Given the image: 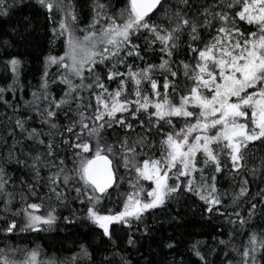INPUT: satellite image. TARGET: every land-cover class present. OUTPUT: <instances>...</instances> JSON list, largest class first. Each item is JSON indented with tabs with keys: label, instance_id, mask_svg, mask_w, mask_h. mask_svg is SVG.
<instances>
[{
	"label": "snow or ice",
	"instance_id": "1",
	"mask_svg": "<svg viewBox=\"0 0 264 264\" xmlns=\"http://www.w3.org/2000/svg\"><path fill=\"white\" fill-rule=\"evenodd\" d=\"M20 5L44 10L50 43L63 38V54L49 51L43 56L39 89L31 101H24L26 112L21 113L4 94L15 93L25 61L21 54L7 52L14 41L0 38L8 57L3 63L13 80L0 87V101L12 109V115L0 113V212L5 224L0 233L17 232V219L9 216H22L19 232L50 231L60 219L68 226L79 221L97 231L106 246L96 259L81 244L59 264H132L116 238L118 231L137 253L145 237L161 251L171 250L175 255L165 264H215L212 257L220 255L215 245L229 249L245 226L257 227L250 222L258 212L264 218V188L257 186L252 195L249 185L257 179L264 184V0H126L121 8L113 0H93L84 27H78L73 0H0V17L22 12ZM157 13L166 23L157 22ZM38 28V22L25 16L11 35L27 41ZM144 32V48L155 51L158 44L161 59L139 68L128 60L144 61L141 45L133 43ZM182 37L187 38V61L174 59L185 43ZM157 70L162 84L154 76ZM105 80L117 87L110 89ZM57 83L64 86L59 99L50 91V84ZM169 90L178 92V102ZM34 119L39 127L30 126ZM174 120L183 124L177 127ZM13 165L27 170L18 183L9 171ZM121 169L131 191L120 194L119 210L105 209L111 192L125 181ZM45 171L46 176L41 174ZM225 172L233 181L239 177L238 190L231 195L217 186ZM17 195L22 207L13 211ZM192 196L202 202V219L205 214L228 218L233 225L228 241L213 236L215 245L210 246L192 233L186 251L180 252L174 235H156L146 222V216ZM249 196L247 217L228 212L226 197L229 206L239 208ZM61 207L67 216L57 215ZM176 220L170 216L169 223ZM246 235L240 247L224 252L220 264H264V227ZM9 253H22L23 259H12ZM40 256L39 247L0 248V264H58ZM141 258L144 264H155Z\"/></svg>",
	"mask_w": 264,
	"mask_h": 264
},
{
	"label": "trees",
	"instance_id": "2",
	"mask_svg": "<svg viewBox=\"0 0 264 264\" xmlns=\"http://www.w3.org/2000/svg\"><path fill=\"white\" fill-rule=\"evenodd\" d=\"M9 3H11V0H8ZM30 2V0H25V3ZM73 3L75 5L78 17H79V24L78 27H84L91 18V6L93 3V0H73ZM113 3L116 5L117 8H121L124 6V3H126V0H113ZM20 8H23V11H13L10 17H0V38L14 41L15 44L13 47H10L7 49L8 53H11L13 55L15 54H21L22 59L25 61L24 66L20 72L19 75V82L18 87L13 92H6L4 94V99L12 102L14 105L20 106L21 113H25L26 110L23 108L24 101H31L32 100V93L34 91H38L40 83H41V75H42V61L43 56L47 55L49 51H51L53 54L56 55H62L63 54V47H62V41L63 38H60L59 40H56L53 43H50L52 41V36L50 31H46V25L47 28H50L51 25L47 24V21L45 19L44 10L40 9L39 11L36 10L35 7L33 8H24L23 5L19 6ZM25 16L31 17L33 23L39 24L38 30L28 38L27 41H20L18 37H13L11 35L12 28L16 27L19 24H22V21ZM157 16H160L161 19L157 22L160 23H166V21L163 20L162 13H157ZM55 19H60V14H56ZM154 20H156V17H153ZM246 29L249 31H255L254 26L244 25ZM148 34L146 32L141 33V36L139 39L134 40L133 43H139L142 47V54L144 56V61H140L139 59H129L128 63L132 64L134 63L137 67L143 68L145 67V63L149 64H159L161 59V54L159 53V45H155L153 51L152 49H146L144 48V37ZM186 37H182V40L185 41V43H181L180 48L178 49L179 55L174 57L176 60H189L190 54L186 51ZM7 54H5L4 49L0 48V87H5L9 84L13 83L12 80V74L10 70L6 69L3 61L7 59ZM173 68L175 69V65H173ZM120 71H126L124 67L120 68ZM50 73L52 74V78H55V75L57 74V69L55 66H53L50 69ZM155 78H157L160 83H163L162 74L159 70H157L154 73ZM179 80L181 82V85L183 83V75L181 70V75L179 77ZM105 83L108 84L110 89H115L117 87V83H110L107 80H105ZM63 85L57 84H50V91L59 99V97L62 95V89ZM148 85L145 84V88H147ZM161 91L163 89L161 88ZM85 95H87L85 93ZM169 96L173 100V102H178V92L173 93L171 90H169ZM0 113H7L8 115H12V109L6 108L2 101H0ZM34 115V114H33ZM62 123H65V121L61 120ZM174 123H177V127L181 126L183 124V121H175ZM33 127H39V121L38 119H34L33 123L30 125ZM167 130V129H166ZM111 135V134H110ZM157 141L160 139L159 136L154 137ZM158 155V153H157ZM256 164L259 163V161H255ZM253 166V162L249 163V167ZM10 172H13L15 177L17 178V183L19 181V177L26 176L27 170L21 169L18 166L13 165L12 168L9 169ZM213 171V170H212ZM42 175H47V172H42ZM121 175L125 176V181L123 182V185L119 188L118 191L127 192L131 191L128 179L129 177L124 172L123 169H121ZM27 178V177H26ZM248 179L251 181V177H248ZM238 181L239 177L236 181H233L230 177V174L228 172H225L222 176L219 177L218 181V187L220 188L221 192L227 191L229 195H231L234 191L238 190ZM150 183V182H149ZM264 188V184L260 183V180L257 179L254 182L250 183L249 188L252 195L255 194V192L258 190V187ZM11 190V189H10ZM19 194V187L15 190ZM115 191V190H113ZM251 199V196L243 199L240 201L239 208H236L231 205L230 199L227 197L225 198V207H227V210L229 213H233L234 211H240L241 214L245 217H247V208H248V200ZM29 202H37L34 200H30ZM75 207H80V205H74ZM202 202L198 201V199L194 196H192L190 199L185 197L180 204H175L174 202L169 204L168 209H165L164 211H157L153 215L155 216V220L153 219V215L146 216V222L150 226H154L156 235H163L167 236L169 234H172L175 236L176 241L179 243V251L185 252V246L189 242L190 235L192 233H196V236H201L202 240H205L210 246L215 245V242L212 240V237H217V240L223 239L225 241H228L229 238H224L221 236V234L218 232V229L213 227L212 225H204L202 224V227H197V224L201 218L200 216V210H201ZM258 209L260 208V205L258 204ZM2 207V205H0ZM22 207V204L19 203V195H17V200L14 202L13 211L19 209ZM43 212V210H42ZM179 213V215H177ZM69 213L64 208H58L57 215L59 216H67ZM3 216L4 214L0 212V228L5 227V224L3 222ZM170 216H176L177 220L169 223ZM207 216V214L204 215V217ZM203 217V218H204ZM9 219H17L18 222V228L17 232L15 234H7L0 233V245L3 244V241H9L11 242L12 238L20 235V236H27L28 241L30 242L26 249H32L38 247L37 242L34 241L35 235H42L46 234L49 231H42V232H19V227L23 226V218L21 217H12L9 216ZM232 219H235V216H232ZM261 220H264V218H261L259 215V212L257 213V216L253 218V221L250 223L256 224L257 222H260ZM81 222H77L75 225L69 226L71 229H77L82 227ZM68 226L65 224V222L60 219L57 221L56 225L54 226L53 230ZM141 229H143V225L140 226ZM245 228H248L245 226ZM135 229V228H134ZM133 229V230H134ZM51 231V230H50ZM81 235V234H80ZM239 234L235 236V238L231 241L229 244V249L234 245L236 247H240L246 239L239 237ZM56 235L51 236L53 238L52 241H56ZM124 237V235H122ZM117 240L121 243L122 249L126 250V254L129 256V258L132 260V264H144V260L141 258L142 256L144 258L152 259L155 261V264H165L166 261L172 259L173 256L171 255V250L169 252L168 249L160 250L157 248L156 243L145 237L140 241V244L142 247H140V252L137 253L134 249L128 247L125 243L126 240H120L118 237H116ZM77 239V238H76ZM47 243V242H44ZM49 243V241H48ZM56 243V242H55ZM57 244V243H56ZM106 246V241L102 240L100 238L99 245H97L95 248L92 249L93 252L96 253V259H99L100 253L103 252L104 247ZM151 246V252L149 250V247ZM217 247V250L220 252V255L213 256L212 259L215 261V264H220L221 260L223 259V255L225 251H228L229 249H225L222 245H215ZM53 247H56L60 250H63L64 248L59 247L57 245H51L50 249H53ZM66 249V248H65ZM41 252V251H40ZM175 255V253H174ZM235 254L233 253L232 256H229V259L233 258ZM11 257V256H10ZM12 259L16 260H22L23 255L19 258L11 257ZM46 256L41 254L40 259L46 260ZM70 257L64 258V259H54L58 262L67 261ZM178 258V257H177ZM52 260V258H48ZM195 259V258H193Z\"/></svg>",
	"mask_w": 264,
	"mask_h": 264
},
{
	"label": "rangeland",
	"instance_id": "3",
	"mask_svg": "<svg viewBox=\"0 0 264 264\" xmlns=\"http://www.w3.org/2000/svg\"><path fill=\"white\" fill-rule=\"evenodd\" d=\"M200 160L201 161L203 160L202 156H200ZM212 170H213L212 168H208L206 171L211 172ZM198 178L199 176L197 174V179ZM121 193H124V192L112 191L111 201L106 200L104 202V208L105 209L111 208L113 210H119V208L122 206V199H123V197L120 195ZM202 224L212 225L213 227L217 228L218 232L224 238H229V233L233 229V225L228 223L227 217L205 216L203 219L199 220L197 227H202ZM81 225L82 227L77 228V229H71L69 228V226H64V227L57 228L55 230H51L46 234L35 235L34 241L37 242V245L41 251V254H43L44 256L48 258H52V259H64L67 257H71L74 253L79 251V246L81 244L88 245L89 250L92 251L93 248L99 245L100 236L97 231H94L93 229H91L86 223H82ZM255 225L257 227L254 229L244 228L243 230H240L238 236L247 240L246 233L252 230L259 231L261 227H264V220L257 222ZM236 228L239 229V225H236ZM132 231L135 232V229ZM56 234H57L56 241H52L53 238H51V236L56 235ZM122 235L123 233L120 231L116 233V237H118L120 240H126V237L125 236L123 237ZM137 236H139V233H137ZM196 238L202 240L201 236L199 237L196 236ZM8 242L9 241L7 240L3 241V244L0 245V248L26 249L27 245L30 243L27 239V236H20V235L13 237L10 243ZM44 242H47V243H44ZM50 244L57 245L64 249L60 250L56 247H53V249H50L49 248ZM173 255L174 253L171 251L170 256H173ZM9 256L19 258L22 256V253H16V254L9 253ZM48 258H46V260H43V261L50 260Z\"/></svg>",
	"mask_w": 264,
	"mask_h": 264
}]
</instances>
